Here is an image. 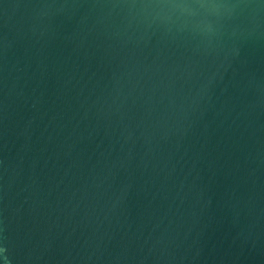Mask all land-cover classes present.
Wrapping results in <instances>:
<instances>
[{"label": "water", "instance_id": "95a60500", "mask_svg": "<svg viewBox=\"0 0 264 264\" xmlns=\"http://www.w3.org/2000/svg\"><path fill=\"white\" fill-rule=\"evenodd\" d=\"M158 2L0 0V264H264V0Z\"/></svg>", "mask_w": 264, "mask_h": 264}, {"label": "clouds", "instance_id": "9594fccd", "mask_svg": "<svg viewBox=\"0 0 264 264\" xmlns=\"http://www.w3.org/2000/svg\"><path fill=\"white\" fill-rule=\"evenodd\" d=\"M144 8L158 9L157 18L163 14V19L166 21L171 20L173 13L180 16H196L201 10L205 12L212 10L218 13L221 9L228 7V5L221 2V0H161V2L153 4L142 5ZM195 30L203 36L210 37L212 35V21L204 16L194 26Z\"/></svg>", "mask_w": 264, "mask_h": 264}]
</instances>
